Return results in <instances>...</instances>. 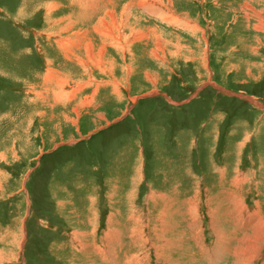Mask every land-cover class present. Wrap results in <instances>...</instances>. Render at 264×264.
I'll use <instances>...</instances> for the list:
<instances>
[{"label":"rangeland","instance_id":"1","mask_svg":"<svg viewBox=\"0 0 264 264\" xmlns=\"http://www.w3.org/2000/svg\"><path fill=\"white\" fill-rule=\"evenodd\" d=\"M0 264H264V0H0Z\"/></svg>","mask_w":264,"mask_h":264},{"label":"crops","instance_id":"2","mask_svg":"<svg viewBox=\"0 0 264 264\" xmlns=\"http://www.w3.org/2000/svg\"><path fill=\"white\" fill-rule=\"evenodd\" d=\"M208 50H209V45H208V48H207ZM225 54H223L222 53V55L220 56V59H219V61H217V63H215V67L217 68V70L220 72V74H221V77H220V80L222 81H224V82H228L229 80H228V75H230L232 72H233V70H231L230 68L231 67H233V66H231V67H229L228 66V59H225V56H224ZM220 62H222L221 64V66H219V63ZM225 65H226V68H225ZM224 70V71H223ZM226 74V75H225ZM220 76V75H219ZM212 80V79H211ZM210 80V81H211ZM209 86H211L209 83L208 84H202V89H204L205 87L207 88V87H209ZM202 89H200L199 87H198V90L199 91H201ZM200 96V93L199 94H197L196 95V97L197 98H195L196 100H201L203 103H204V96H205V94H203V96L202 97H199ZM204 98V99H203ZM194 101V100H193ZM192 101V102H193ZM200 104H202V103H200Z\"/></svg>","mask_w":264,"mask_h":264},{"label":"bare ground","instance_id":"3","mask_svg":"<svg viewBox=\"0 0 264 264\" xmlns=\"http://www.w3.org/2000/svg\"><path fill=\"white\" fill-rule=\"evenodd\" d=\"M248 248V247H247Z\"/></svg>","mask_w":264,"mask_h":264}]
</instances>
